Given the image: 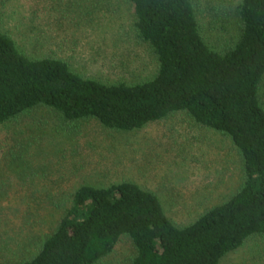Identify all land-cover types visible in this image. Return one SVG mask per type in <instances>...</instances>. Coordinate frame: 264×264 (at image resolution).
Instances as JSON below:
<instances>
[{
	"label": "trees",
	"instance_id": "1",
	"mask_svg": "<svg viewBox=\"0 0 264 264\" xmlns=\"http://www.w3.org/2000/svg\"><path fill=\"white\" fill-rule=\"evenodd\" d=\"M130 2L136 32L158 58L153 78L133 84L86 78L63 59L26 55L0 32V125L45 106L67 122L95 119L131 132L186 111L232 138L244 182L186 226L175 224L160 198L134 182L82 184L69 205L53 203L54 230L16 264H98L124 236L136 249L131 264H219L249 237L264 235V0H241L239 39L223 53L204 40L191 0Z\"/></svg>",
	"mask_w": 264,
	"mask_h": 264
},
{
	"label": "rangeland",
	"instance_id": "2",
	"mask_svg": "<svg viewBox=\"0 0 264 264\" xmlns=\"http://www.w3.org/2000/svg\"><path fill=\"white\" fill-rule=\"evenodd\" d=\"M191 1L206 43L222 53L233 47L241 0ZM134 22L130 0H0V32L26 55L63 59L83 77L109 84L144 82L158 72L157 55ZM259 95L264 106V79ZM122 181L156 194L175 224L186 226L241 188L243 159L229 135L186 111L124 132L34 108L0 125V264L37 251L39 238L55 228L53 203L69 205L82 184ZM135 254L124 236L98 264H131ZM219 264H264V235L249 237Z\"/></svg>",
	"mask_w": 264,
	"mask_h": 264
}]
</instances>
